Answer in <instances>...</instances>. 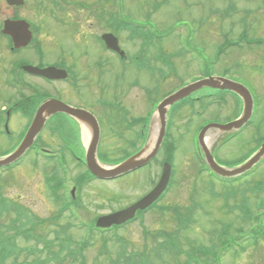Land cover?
Here are the masks:
<instances>
[{"label": "rangeland", "instance_id": "rangeland-1", "mask_svg": "<svg viewBox=\"0 0 264 264\" xmlns=\"http://www.w3.org/2000/svg\"><path fill=\"white\" fill-rule=\"evenodd\" d=\"M79 1L81 0H69L68 5L56 7L46 0H27L25 6L19 9L9 8L1 1L0 19L13 16L17 9L29 21L38 23L42 29L35 36L44 42L46 60L54 62L62 59L79 72L82 79L73 86L69 85L70 81L41 85L45 90L74 105L83 104L101 120L103 130L99 152L109 159L106 166L113 167L114 163L110 162L121 161L128 158L130 153H135L130 141H139L136 136L138 129L128 127L131 118L146 116L166 94L191 81L199 73V65L202 64L197 63L194 57L207 63L213 73L228 71L230 75L241 78L252 91L255 100V109L250 115L253 122L245 129L236 134L233 132V135L216 128L209 131L208 136L217 133L211 144L212 149L215 148L213 154L217 161L237 168L253 151H259V138L264 136V45L235 50L230 47L224 49L222 54L217 50L226 39L239 33L243 26L247 27L251 37L264 35L262 0H121L124 16L142 19L152 12L156 25L152 21L149 23L162 36L160 39H153V46L159 51H165L162 48L165 46L170 53L162 52V58L159 59L167 64L168 70L153 56L152 65L156 72L148 71L147 68H142L144 70L141 71L129 61L125 64L122 62L120 66L118 59L115 62L110 55L102 52L95 34L109 29L104 21L99 22L95 18L103 12L107 18L113 8L110 4L96 3V0H82L88 5V8H82ZM230 4L237 7L236 12L225 9ZM262 7L263 12L258 14ZM247 8L250 11L244 13ZM55 17L60 19H54ZM241 17H245L244 24H239ZM142 23L148 24V19ZM118 36L127 53L133 55L138 51L140 40L131 41L128 32L124 31ZM4 38L0 35V108L7 105L4 97L2 98L4 64L10 59H34L31 41L26 45L23 55L16 57L13 53L10 56L7 54ZM180 42L188 45V54H180ZM153 49L151 48V54ZM101 53L104 78L98 85L95 82V64ZM159 66L165 72L157 73ZM87 73H90L92 82L87 80ZM135 81L138 84H134ZM57 89L60 90L58 93L55 91ZM205 90L197 94H203ZM217 92L218 100L213 107H206L204 102L191 109L186 105L191 98H185L170 110L172 123L169 133L175 140L177 150L174 157V179L172 178L171 183L173 187L159 203L166 210L162 212L161 208H155L131 225L117 231H108L103 236L89 230L92 222L102 215L108 216L126 209L152 189L162 172V160L166 155L163 147L156 159L141 170L117 180L87 182L80 194L77 187L75 195L76 198L79 195L77 199L80 202L79 209L74 212L77 215L71 217L69 212H65L64 218L58 222L63 227L60 238L69 244V248L60 257L61 262L56 264H72L70 262H77L80 258L87 260V264H113L117 260L127 263L128 254L134 250L138 255L141 251L150 253L153 264H178L176 259L179 264H264V205L259 208L260 201L264 199V163L240 180L229 184L220 182L203 171L204 164L194 143V136L197 134L195 127L202 124L204 118L212 122L228 123L237 119L242 112L243 107L237 104V99L231 92ZM10 95H13L12 91ZM224 95L228 96L219 102ZM101 98L112 100V105H103ZM37 100L43 102L42 98ZM204 107V112L198 116L196 110ZM27 121L11 116L8 123L10 135L4 134L6 117L0 123V157L17 148ZM75 129L76 126H73L72 130ZM68 138L75 152H84L82 132L72 133ZM43 139L44 147L53 149L55 153L62 147L64 140L60 137L63 139L61 141L57 133L49 130L44 132ZM70 164L66 172L60 168L67 179V195L75 181L79 180V175L85 171L73 161ZM55 171L54 163L30 154L22 166L11 171L0 169V176L3 173L0 193L23 204L29 212L40 218H50L61 207V201L50 194L45 184V176ZM212 187L215 189H212L213 194ZM224 189L226 191L221 197L213 192H222ZM241 202L246 206L240 205V210H233L235 203ZM177 208L185 213L189 209L193 215L194 223L188 229L179 222L178 213L175 212ZM26 216L25 214L23 221ZM26 220H34V216H27ZM75 221L80 223L76 225ZM7 224H10L8 220ZM145 228L151 231L148 238L144 236ZM54 229H49L50 238L57 236L53 233ZM165 230L175 231L183 249L195 251L203 246L210 250L211 256L209 254L204 260L199 253L191 261L184 254L178 257V254H172L166 248L155 249L154 246L165 242L166 234L162 232ZM115 234L126 238L122 239L127 244L125 251H120L121 243ZM34 238L37 239L36 236ZM78 241H86L88 245L83 250H78ZM55 243H58L57 240ZM36 244L38 242L31 243L33 246ZM23 259L24 256H21L20 261Z\"/></svg>", "mask_w": 264, "mask_h": 264}, {"label": "water", "instance_id": "water-1", "mask_svg": "<svg viewBox=\"0 0 264 264\" xmlns=\"http://www.w3.org/2000/svg\"><path fill=\"white\" fill-rule=\"evenodd\" d=\"M14 3H21L23 0H12ZM13 26L10 27V31L13 32V34L16 35V39L18 44H23L26 42L28 39V36L26 35V32L24 33L26 26L24 25H15L12 24ZM111 41L115 40L112 37L110 38ZM115 42V41H114ZM208 85L212 87H217V88H226V89H231L236 92H238L245 100V113L241 117L240 120L226 124V125H220V124H210L208 125L204 131L201 133V138H200V143L202 145L203 150L206 153L207 160L209 164L219 173L223 175H234L239 172H243L246 169L250 168L252 164H254L257 160H259L263 155H264V145L262 149L243 167H240L238 169L234 170H227L225 168H222L219 166L213 159V156L211 154V151L208 149L207 144L205 143V136L206 133L208 132L209 129L211 128H219L221 130H231L234 128H239L241 127L249 118L252 112L253 108V98L251 96L250 91L244 87L241 84L235 83L233 81L227 80V79H206L203 80L199 83L193 84L192 86H189L182 91L178 92L177 94L171 96L168 98L161 106L159 110V115H160V121H161V129L163 131V134L165 132V124H166V111L167 107L172 104L176 99H179L183 95L189 94L191 91L194 89L200 88L201 86ZM48 115L52 114L55 111H66L79 119H84L86 122H90L91 125L93 126V141L91 143L90 148L88 149V154H87V161L89 164L90 170L96 174L99 177H114L116 175H119L121 173L130 171L132 169H135L137 167L143 166L146 162H148L158 151L159 146L161 144L160 141H158L153 149L148 153V154H138L135 157H132L131 159L125 161L123 164L120 166L114 168V169H106L102 167L96 159V149H97V143L99 141V127L96 119L89 114L86 111L83 110H77V109H72L68 107L67 105L61 103V102H51V106L48 108ZM46 120V116L44 117V109L42 108L39 114L37 115L28 136L26 137L25 141L23 142L22 146L19 148L17 152H15L13 155H11L8 158L5 159H0V165L7 164L8 162L14 160L17 158L25 149H27L30 144L32 143L35 135L39 132V130L43 127L44 122ZM169 175H170V167L167 165L165 167V172L162 178V181L160 184L145 198H143L141 201L136 203L135 205L124 209L120 212L114 213L110 216L103 217L99 219V224H108L112 225L114 223H122L125 220L131 218L132 216L135 215V212L139 208H144L148 206L151 202H153L158 195L163 191V189L166 187L167 182L169 180Z\"/></svg>", "mask_w": 264, "mask_h": 264}, {"label": "trees", "instance_id": "trees-1", "mask_svg": "<svg viewBox=\"0 0 264 264\" xmlns=\"http://www.w3.org/2000/svg\"><path fill=\"white\" fill-rule=\"evenodd\" d=\"M6 201L11 206L20 211V217L17 221L20 222V230L26 233L28 236H36L35 239L38 244H42L39 249L35 251V248L30 247V245H23L17 242L15 236H11L6 231L0 230V264H51V263H60L62 254L69 248V244L61 240L60 230L63 228L58 224V220L54 218V221H49L47 219L40 218L39 216L28 211L27 207L23 204L12 200L0 193V203ZM15 209V213L19 212ZM34 216V220L23 221L24 215ZM55 228L53 233H56V238L49 237V229ZM47 229V231H46ZM63 230V229H62ZM176 234L167 231L166 240L169 241L172 237H175ZM57 240L58 243H55ZM88 245V242L78 241V250H83L85 246ZM127 244L122 245L120 251H125ZM157 249V248H156ZM131 252L128 256H133ZM24 256V259L20 261V257ZM98 257V256H97ZM86 258V256H85ZM100 258V257H98ZM80 258L77 262H70L72 264H87V260L83 261ZM93 264H96L95 262ZM101 264V263H98ZM114 264V263H113Z\"/></svg>", "mask_w": 264, "mask_h": 264}, {"label": "flooded vegetation", "instance_id": "flooded-vegetation-1", "mask_svg": "<svg viewBox=\"0 0 264 264\" xmlns=\"http://www.w3.org/2000/svg\"><path fill=\"white\" fill-rule=\"evenodd\" d=\"M261 4L264 5V0H262ZM259 13H261L260 10L258 11V14ZM34 35H35V33H33V40H34ZM259 37H264V35H259ZM33 49H34V56H33L34 59L33 60H30V59H27V58H21V59L18 60L19 62H22V64H21L22 67L20 68V70H18L17 75H16L17 82H18V84L21 87V90H20V92L17 95V98H18V102L17 103L19 105L20 104L24 105V108L22 110H19V111H15L14 110V111H12V113L11 112H7L9 119H11V116L12 117L13 116H17V117H20L21 119H26V120L32 119L34 117L33 110H34V108H35V106H36V104L38 102L37 94L38 93L41 94V91H42V89H41L42 80L46 81L45 85H48L50 83H54L55 84V83H63V82H66V81H70L69 85L73 86L75 83H79L80 80L82 79V78H80V76L78 74L79 72L78 73L76 72L77 71L76 69H73L74 71H73V79H72V81L70 79H66V80L43 79V78H41V76H38L35 73L32 74V73L26 72V71H29V70L23 66L25 64H32V65H36V66H40V67H46V66H49V65H56V63H59L62 60V59H58L57 61H54V62H49V60H46L47 57H46V54H45V49L41 46V40H39V39L37 40V42L34 43ZM23 51L24 50H22V52H21L22 55H23ZM31 53H33V52H31ZM8 62H9V60L7 61V63L4 64V67H3V79H2L3 88H4L3 92H2V94H3L2 98L4 97V101H6L7 104H9L10 102H13V99L15 98V97H12L10 95V90H9L10 84H9V82L7 80L6 70H4V68L8 66ZM98 71L100 72V69H98ZM86 75L88 77V78L87 77L86 78L89 80L90 79L89 78L90 77L89 76L90 73H87ZM213 75L226 76V75H223V74H213ZM227 76H229V75H227ZM234 77H236V78H234ZM232 79L240 81V82H243L241 79L238 78V76H233ZM55 91H56V93H58L57 91H60V90L57 89ZM50 94H51L50 96H55L57 98L63 99V98H61V96H59L57 94H53L51 92H50ZM65 101H67V100H65ZM3 108L7 109L8 105H5L4 107H2V109Z\"/></svg>", "mask_w": 264, "mask_h": 264}, {"label": "bare ground", "instance_id": "bare-ground-1", "mask_svg": "<svg viewBox=\"0 0 264 264\" xmlns=\"http://www.w3.org/2000/svg\"><path fill=\"white\" fill-rule=\"evenodd\" d=\"M48 71L53 72L56 76H58L59 78H62L63 73L60 69L52 67L51 70H48ZM83 128L84 129L82 130L80 127H76L75 130H71V131H72V133H78L79 131L82 132L83 133L84 146L89 149L91 146V143L93 141V136L91 133V129L88 125L84 124ZM218 130L223 131L221 129H218ZM150 133H151V136L147 139V142H149V145H148V148L145 150L144 154H148L158 141L166 142V141H164V139H166V140L169 139V137L166 135L165 132L163 134L161 126L158 122H155L153 127H150ZM216 134L217 133H213L212 135L208 136L207 139L204 140L205 143L207 144V146H211L212 141H213V137L216 136ZM98 147H100L99 141L97 143V148ZM176 150H177V148H176ZM175 153H176V151L174 152V155H175ZM165 154H166L165 157H169L167 150H165Z\"/></svg>", "mask_w": 264, "mask_h": 264}]
</instances>
